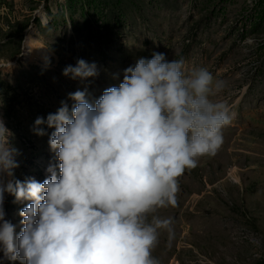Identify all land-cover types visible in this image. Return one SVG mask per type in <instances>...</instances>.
I'll use <instances>...</instances> for the list:
<instances>
[{"label": "rangeland", "instance_id": "obj_1", "mask_svg": "<svg viewBox=\"0 0 264 264\" xmlns=\"http://www.w3.org/2000/svg\"><path fill=\"white\" fill-rule=\"evenodd\" d=\"M29 35L45 48L30 63ZM153 52L183 59L187 72L210 71L224 85L213 99L233 113L220 147L186 169L175 203L154 213L171 225L160 230L153 257L159 264H264V0H0V120L20 153L14 178L42 182L57 163L48 145L53 130H32L37 117L46 119L61 101L71 105L69 93L86 87L98 98ZM79 59L95 63L98 75L64 76ZM26 203L6 194V219L17 232Z\"/></svg>", "mask_w": 264, "mask_h": 264}, {"label": "clouds", "instance_id": "obj_2", "mask_svg": "<svg viewBox=\"0 0 264 264\" xmlns=\"http://www.w3.org/2000/svg\"><path fill=\"white\" fill-rule=\"evenodd\" d=\"M63 75L85 81L98 69L79 59ZM223 87L206 68L187 72L183 59L153 52L98 98L87 87L69 93L71 105L34 121L38 136L53 130L57 163L42 182L14 178L20 153L0 120V264H159L152 251L171 220L154 213L175 203L184 171L222 144L233 119L213 99ZM6 194L27 202L19 232L6 219Z\"/></svg>", "mask_w": 264, "mask_h": 264}, {"label": "bare ground", "instance_id": "obj_3", "mask_svg": "<svg viewBox=\"0 0 264 264\" xmlns=\"http://www.w3.org/2000/svg\"><path fill=\"white\" fill-rule=\"evenodd\" d=\"M33 37L31 35L28 36V42L26 46V51H25V57L27 62H32L35 58L40 57L44 54V47L42 45L38 44H33ZM35 47V48H34Z\"/></svg>", "mask_w": 264, "mask_h": 264}]
</instances>
